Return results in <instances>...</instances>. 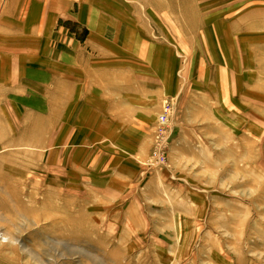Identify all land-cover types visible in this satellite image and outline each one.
<instances>
[{
    "label": "rangeland",
    "instance_id": "rangeland-1",
    "mask_svg": "<svg viewBox=\"0 0 264 264\" xmlns=\"http://www.w3.org/2000/svg\"><path fill=\"white\" fill-rule=\"evenodd\" d=\"M66 1L0 21V264H264V0Z\"/></svg>",
    "mask_w": 264,
    "mask_h": 264
},
{
    "label": "crops",
    "instance_id": "crops-1",
    "mask_svg": "<svg viewBox=\"0 0 264 264\" xmlns=\"http://www.w3.org/2000/svg\"><path fill=\"white\" fill-rule=\"evenodd\" d=\"M1 2L2 1L0 0V3ZM63 3L68 4V1L64 2V0H9L8 5L15 6L12 16H10L11 19L8 20L9 17L4 15L0 19V21L7 22V21H12L14 19V22L16 24V21H15L17 19V17H15L16 10L17 12H19L20 7L25 6V8L22 7V10L28 15L26 17L28 18V20H25L26 22L25 24L29 25V23L31 22L29 28H32L34 30V32L31 34H36L37 32L36 23L38 24L42 22L43 20L44 21L47 20L46 6L49 4L51 5V9L53 10L59 9V8L61 9L64 7ZM26 25L24 27H21L20 25H18V27L20 29L24 28L25 34L29 35V33L27 34L26 32L29 29L27 28ZM13 28H14V25H13ZM110 59L109 58L105 59L104 57L102 60H100L97 63H102L103 65L105 64L110 65L111 64ZM108 75H110V73ZM108 75H107L106 69L104 68L98 69L95 63L90 64V95H91L90 100L94 99L92 97V94L93 95L96 94L95 91H99V89L102 90V93L105 91L110 92V89L111 91L115 90L113 86L110 87L111 82L115 79L111 78ZM105 82H107L108 86L100 88L99 84L101 83L104 84ZM117 96L120 97V100L118 101L119 111L113 114H111V112L110 114H107V112L105 113L104 111L101 110L100 106H97L96 104H92L93 102L90 103V145L92 144V142H95L99 139H102L103 137H106L105 133L108 128H114L116 130L120 128H133V126L129 124L135 121L134 118L136 114H134L133 112H138L137 108L138 109L140 108L139 110H142V108L139 105H137L134 100H130L128 97L123 98V94H117Z\"/></svg>",
    "mask_w": 264,
    "mask_h": 264
}]
</instances>
